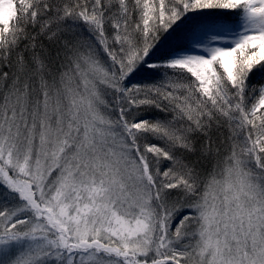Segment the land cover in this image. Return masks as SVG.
I'll list each match as a JSON object with an SVG mask.
<instances>
[{
  "label": "snow or ice",
  "instance_id": "obj_1",
  "mask_svg": "<svg viewBox=\"0 0 264 264\" xmlns=\"http://www.w3.org/2000/svg\"><path fill=\"white\" fill-rule=\"evenodd\" d=\"M257 76L264 0H0V264H264Z\"/></svg>",
  "mask_w": 264,
  "mask_h": 264
},
{
  "label": "trees",
  "instance_id": "obj_2",
  "mask_svg": "<svg viewBox=\"0 0 264 264\" xmlns=\"http://www.w3.org/2000/svg\"><path fill=\"white\" fill-rule=\"evenodd\" d=\"M146 75V74H145ZM257 85H259L260 83H264V79H262L261 77L257 76L255 78V81H254Z\"/></svg>",
  "mask_w": 264,
  "mask_h": 264
}]
</instances>
